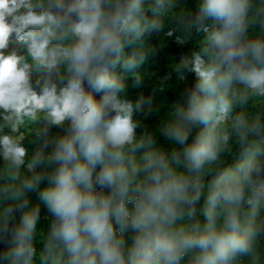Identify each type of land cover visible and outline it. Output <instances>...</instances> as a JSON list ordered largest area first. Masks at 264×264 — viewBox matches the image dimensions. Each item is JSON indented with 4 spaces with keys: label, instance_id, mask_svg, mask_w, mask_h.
<instances>
[{
    "label": "clouds",
    "instance_id": "obj_1",
    "mask_svg": "<svg viewBox=\"0 0 264 264\" xmlns=\"http://www.w3.org/2000/svg\"><path fill=\"white\" fill-rule=\"evenodd\" d=\"M175 6L0 0V264H264V0L180 17L150 131L128 88Z\"/></svg>",
    "mask_w": 264,
    "mask_h": 264
},
{
    "label": "trees",
    "instance_id": "obj_2",
    "mask_svg": "<svg viewBox=\"0 0 264 264\" xmlns=\"http://www.w3.org/2000/svg\"><path fill=\"white\" fill-rule=\"evenodd\" d=\"M176 6L165 18L166 28L159 34L146 35L143 42L138 46L139 51L147 54V60L143 67L138 70L143 83L138 88H128V98L136 102L141 96L152 99L154 111L148 116L138 114L140 122L150 131L157 129L168 113L172 105L178 100L183 89L190 85L180 81L174 70L179 57L186 54L182 49L186 46L188 52L192 51L201 39V34L194 33L189 36L185 44L180 40L184 34L179 30L180 17L188 12H194L198 0H175ZM132 80L135 74H130ZM161 142L162 138H161Z\"/></svg>",
    "mask_w": 264,
    "mask_h": 264
}]
</instances>
